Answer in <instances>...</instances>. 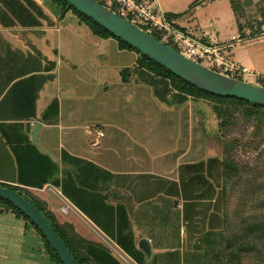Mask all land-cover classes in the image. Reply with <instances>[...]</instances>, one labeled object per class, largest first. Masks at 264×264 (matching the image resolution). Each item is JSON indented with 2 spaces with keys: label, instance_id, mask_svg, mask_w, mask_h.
<instances>
[{
  "label": "crops",
  "instance_id": "1",
  "mask_svg": "<svg viewBox=\"0 0 264 264\" xmlns=\"http://www.w3.org/2000/svg\"><path fill=\"white\" fill-rule=\"evenodd\" d=\"M140 1L156 2L185 34L229 45L225 55L240 68L257 71L264 62V53L256 50L258 35L264 34V0ZM47 2L0 0V185L25 188L46 203L61 224L108 251L113 259L105 264H217L214 252L228 251L227 246L238 250L247 225L240 230L236 219L243 214L228 210L233 179L223 180L220 164L210 161L219 156L207 154L203 132L160 129V121L173 123V129L174 115L130 111L133 102L124 106L122 93L130 85L136 92L142 80L132 83L137 80L130 76L120 80L119 89L98 81L89 66L96 56L73 28L62 26L63 18ZM100 39L115 42L117 56H132L136 74L132 51L121 50L112 38ZM152 91L147 104L155 101ZM54 100L58 117L45 118ZM39 152L58 165L57 179H64L71 198L51 183L43 189L23 186L20 164L26 179L45 173ZM64 154L74 161L63 162ZM81 169L91 174L82 176ZM144 239L152 249L150 260L139 247ZM127 249L144 260L133 259Z\"/></svg>",
  "mask_w": 264,
  "mask_h": 264
},
{
  "label": "rangeland",
  "instance_id": "2",
  "mask_svg": "<svg viewBox=\"0 0 264 264\" xmlns=\"http://www.w3.org/2000/svg\"><path fill=\"white\" fill-rule=\"evenodd\" d=\"M48 1L47 4L51 5V0ZM53 10L56 13H60L59 7H55ZM62 20V26L73 28L77 36L83 42H86L88 50L96 56L95 62L89 65L95 78L100 82L110 83L112 87L119 89L121 86L120 80H122L123 76L122 73L125 70H133L130 69L135 65V62L132 64L131 61L133 57L128 54L117 56L115 54V42H111V44L105 43L100 38L94 36L88 27L82 24L74 12H68ZM254 30L255 33L261 32L258 27H255ZM258 36L260 44L257 45L256 50L264 53V34ZM133 53L137 56L136 60H138L139 55L136 52ZM256 70L249 69L250 73L255 76V79L245 75L243 80L245 82L252 80L255 82L252 84L258 85L262 81L264 83V62ZM131 78L137 80L132 79V83L138 82L139 84L142 80V86L136 87L137 93L134 92L135 87L133 85L125 88L131 90H127L125 94L122 93L125 95L123 98L124 106L129 108L127 103L133 102L130 111L133 109L134 113H143L144 115L148 113L174 115L176 122L173 129H171L173 123H168V121H160L159 128L163 129V126H168V130L178 132H185L189 129L200 130L206 139L204 142L207 145L206 147H208L206 148L207 154L209 156H220V145L216 139V135H221V133L223 135L225 132H220L219 130V121L216 118L213 104L204 100H189V102L178 109L171 108V110H168L166 108L170 107L166 103L164 104V102L162 103L158 99L156 100V97H154L156 102L147 104L146 99L152 88L147 87V83L138 71H136V74L131 72ZM135 98L138 101L136 106ZM182 119H184V122H182ZM254 132L253 120L241 118L239 127H234L227 136L228 141L234 145L231 155L239 165L241 172L240 175L236 174V177H233L231 184H228L227 206L230 213L243 214L236 219V221L238 220L240 230L247 225V222L250 224L251 219L255 220L257 227L260 226L258 223H262L261 225L264 226V128L260 130L258 138L253 136ZM178 148L179 146L176 147V149ZM19 222H12L8 214H0V264H52L45 243L40 235L31 226L26 230V224L23 220ZM19 226L23 228V231ZM256 228H254V231H256ZM250 238L254 240L253 247L248 248V252L241 259V264H264V234L254 233L251 236L248 234L242 237L241 240L244 239L246 241ZM239 244L242 247L244 245V248H246L244 241H241Z\"/></svg>",
  "mask_w": 264,
  "mask_h": 264
},
{
  "label": "trees",
  "instance_id": "3",
  "mask_svg": "<svg viewBox=\"0 0 264 264\" xmlns=\"http://www.w3.org/2000/svg\"><path fill=\"white\" fill-rule=\"evenodd\" d=\"M50 3L55 7L60 8L59 14L61 18H63L68 12H74L75 15L80 19L82 24H85V26L88 27L93 35L100 38L115 39L119 44L121 50L136 52L139 55V58L137 60L135 71H138L147 85L152 87L154 96L160 102H164V104L166 103L170 108L175 109L184 106L187 102H189V100H204L213 104L216 118L219 121V130L220 132L224 131L225 133L223 135L222 133L221 135H216V139L218 140L220 145V156L218 158L211 159L210 161L220 164L222 169L221 176L226 182L232 180L233 177H236V174H241L239 165L234 161L231 155L234 145L230 141H228L227 136L231 133V130L234 127H239L241 118H244L247 120H253L255 128L253 136L255 138H258L260 136V130L264 128V107L255 106L246 101L238 99L222 98L203 92L174 76L168 70L151 61L149 58L139 54L132 47L118 40L113 35L108 33L105 29L95 24L93 21H91L81 13L77 12L63 0H51ZM232 7L236 14L240 12L239 5L235 1H232ZM168 19L169 21H171V18L168 17ZM153 37L158 41H161V37H159L158 35L153 34ZM169 47L174 49V47L171 45ZM133 71L134 70H125V72L122 73V81L128 82V79L131 76V72ZM238 80L243 81L242 78H238ZM259 85L264 86L263 81L260 82ZM58 109V101L54 100L47 108L45 112V118H57L59 112ZM34 149L38 152L36 148ZM39 155L44 161H46L44 175L37 176V178H34L32 180L26 179L23 177L20 164V181L22 182L23 186L28 188L43 189L46 184L51 183L54 187H58L62 190L63 196L71 198L66 191V183L64 182V179L62 182L58 181L57 179V175L59 173L58 165L49 156L41 154L40 152ZM67 158L70 159L69 156L64 154L63 162H65ZM70 160L74 161V159L72 158ZM75 161H77L78 163H84L80 160ZM18 162L20 161L18 160ZM86 165L91 167V171L100 170L96 166L89 164ZM79 173H82V176L91 174L90 172H86L84 169H81ZM93 175H95L94 172ZM0 186L23 195L46 217L47 221L50 223L59 238L69 249L77 264H105V261L112 262L113 258L110 256L108 251L100 246H96L87 242L75 232L72 225L67 223L61 224L57 220L55 215L48 210L46 203L33 196L28 190H26L25 188L10 186L6 184H2ZM0 214H11L15 216L16 219L23 220L26 224V229L31 226L44 241L51 263L62 264L55 251L51 248V246L48 244L39 230L14 205L9 203L8 201L0 199ZM246 224L247 227L245 228V230L246 232H248L249 236L254 233H262V235L264 234V226L261 225L262 223H258V225L260 226L257 227V223H255V220L251 219L250 224H248V222ZM254 228H256V231H254ZM244 244H246V248H244V246H241L240 248H238V250L231 251L229 249V246H227L228 251L222 253L221 251L214 252L213 257H215L217 261H219L220 259L217 264H241L242 257L246 252H248V248L253 247L254 240L252 238L247 239ZM127 252L133 259L138 260L140 263L142 260H144L143 255L140 252L135 253L134 249H127ZM222 256L224 257L221 258Z\"/></svg>",
  "mask_w": 264,
  "mask_h": 264
},
{
  "label": "water",
  "instance_id": "4",
  "mask_svg": "<svg viewBox=\"0 0 264 264\" xmlns=\"http://www.w3.org/2000/svg\"><path fill=\"white\" fill-rule=\"evenodd\" d=\"M63 1L139 54L149 58L193 87L217 97L238 99L264 107V86L222 75L186 58L96 0ZM39 129L40 125L37 123L33 132L35 144ZM0 199L14 205L34 224L62 264H77L46 217L29 200L23 195L1 186ZM139 247L147 260H150L152 257L150 243L145 239L141 240Z\"/></svg>",
  "mask_w": 264,
  "mask_h": 264
},
{
  "label": "built area",
  "instance_id": "5",
  "mask_svg": "<svg viewBox=\"0 0 264 264\" xmlns=\"http://www.w3.org/2000/svg\"><path fill=\"white\" fill-rule=\"evenodd\" d=\"M120 17L137 26L144 32L161 37V42L173 46L181 55L222 75L231 78H244L251 73L230 62L225 55L229 45L204 43L173 27L158 5L140 0H96ZM67 208L62 212L66 213Z\"/></svg>",
  "mask_w": 264,
  "mask_h": 264
}]
</instances>
